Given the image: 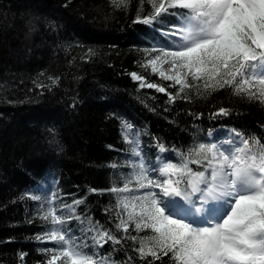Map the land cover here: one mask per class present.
Returning <instances> with one entry per match:
<instances>
[{"label":"trees","instance_id":"1","mask_svg":"<svg viewBox=\"0 0 264 264\" xmlns=\"http://www.w3.org/2000/svg\"><path fill=\"white\" fill-rule=\"evenodd\" d=\"M150 11L148 0H128L127 8L112 0H0V264L50 259L41 248L54 243L37 239L48 226L41 200L29 198L40 195L38 184L48 176L57 207L83 200L75 209L80 220L67 227L78 241L86 240L84 251L104 264H150L130 239L150 233L117 230L119 197L106 191L119 187L131 170L126 161L136 143L124 139L125 123L154 165L160 158L179 162V152L199 143H224L233 130L264 142V104L229 88L203 98L186 90L190 100L169 101L167 93L176 95L178 86L144 65L161 49L177 46L172 33L179 17L134 22ZM131 73L167 92L141 88ZM49 77L59 78L58 84ZM220 108L230 114L215 115ZM158 141L168 151L161 153ZM93 226L122 242L97 247L88 231ZM154 264L173 262L165 256Z\"/></svg>","mask_w":264,"mask_h":264},{"label":"snow or ice","instance_id":"2","mask_svg":"<svg viewBox=\"0 0 264 264\" xmlns=\"http://www.w3.org/2000/svg\"><path fill=\"white\" fill-rule=\"evenodd\" d=\"M112 3L128 7V0ZM148 3L150 13L137 15L135 23L152 25L162 16L179 17L176 32L172 33L179 34L176 49H161L144 65L151 66L152 73L163 80L171 81V87L178 86L176 95L167 93L170 102L174 103L177 97L190 100L186 90H194L195 95L203 98L204 93L210 95L229 88L235 96L264 104V0H148ZM165 64L169 66L166 70ZM131 76L140 81L141 88L167 92L165 87L148 83L137 73ZM49 79L53 84L59 82V78ZM36 87L43 89L46 85ZM229 114L225 108L215 113ZM131 128L125 123L124 139L136 143L131 155L138 158L139 144L128 136ZM224 143L227 147L199 143L187 153L179 152V162L161 161L155 178L141 160L131 165L135 171L119 187L106 190L119 197L117 230L127 234L133 228L138 234L150 233L130 237L138 243L136 251L141 259L151 257L150 264L165 256H170L173 264H264V142L233 130L232 137ZM157 147L161 153L168 151L159 141ZM191 165L202 170H194ZM162 197L168 198V202ZM29 198L41 200L37 194ZM176 198L189 206L190 214L202 216V222L175 215L169 202ZM57 199L55 193L48 198L41 219L51 227L37 237L57 246L47 250L52 252L47 264L57 261L104 264L84 251L87 247L84 241L78 243L69 235L67 225L80 220L75 209L83 200L57 207ZM88 231L94 233L92 241L97 247L122 242V238L105 229L93 226Z\"/></svg>","mask_w":264,"mask_h":264},{"label":"rangeland","instance_id":"3","mask_svg":"<svg viewBox=\"0 0 264 264\" xmlns=\"http://www.w3.org/2000/svg\"><path fill=\"white\" fill-rule=\"evenodd\" d=\"M177 36H178L177 38H178V40H179V34H178V33H177ZM176 47H177V46H175V47H173V48H170L169 51H171V50H175ZM167 50H168V49H167ZM131 79H132L133 81H136V80H134V79L132 78V76H131ZM136 82H139V83H140V81H136ZM154 90H156V89H154ZM211 137H212V135H211ZM219 144L223 145L224 147H227V145H226L225 143L220 142ZM139 150L141 151V156H140V157L137 158V157L131 156V157L126 161L128 167H129L131 170L128 171L129 173H128V175L125 177V179L128 178L129 176H131V175L133 174L134 170H135V169H133V168L131 167V165L134 164V163L138 164L141 160L144 162L145 167L149 170V174H150L151 176H153L154 178L157 177V176H158V173H157L156 170L159 168L161 161H163V162H167V160H165L164 158H160V159H158V160L156 161L157 164L154 165V164H152V163L149 161L148 157H145V155H144V153H143L144 147L142 146V144H139ZM49 178H50V176L46 177L45 179H43V180L40 181V184H38V186H39L38 188H39L40 191H41V192H40L41 201H40V204H39V208H41L44 212L46 211V209H47V207H48V198L50 197V195H51L52 193H55V192H56L54 186L51 187V180H50ZM125 179H124V180H125ZM124 180H123V181H124ZM41 183H42V184H41ZM44 183H45V184H48L47 187L49 188V190L44 189V187L42 186ZM156 191L159 193V190H158V189H157ZM162 199H164L166 202H168V198H166V197H162ZM169 203H170V208H171V210H172V211L174 212V214L177 215L178 217H185V216H187L189 219H194L197 223L202 222L203 217H202V216H196V215H194V214H190V213L188 212L189 206H188L187 204H185V203H184L182 200H180L179 198H176L174 201H171V202H169ZM43 211H42V212H43ZM44 212H43V213H44ZM43 213H42V214H43ZM42 214H41V215H42ZM65 215H67V213H65ZM46 223H47V222H46ZM47 224H48V223H47ZM50 227H51V225L48 224L47 228L45 229V231L42 232L41 236H43L44 233L47 232V231L50 229ZM69 235L72 236V232H71V231L69 232ZM73 237H74V236H73ZM75 238H76V237H75ZM77 239H78V238H76V240H77ZM80 241H84V242L87 244L86 240H80ZM80 241L77 240L78 243H79ZM53 245H54L53 247H47V246H44V248L42 247L41 250H45V251H47V250H49V249H55L57 246H56L55 244H53ZM48 252H49V251H48ZM51 255H52V252H50V258H51ZM57 262H59V261H57Z\"/></svg>","mask_w":264,"mask_h":264}]
</instances>
